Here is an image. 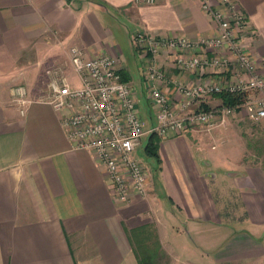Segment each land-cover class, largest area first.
<instances>
[{"label":"crops","instance_id":"0c3cea01","mask_svg":"<svg viewBox=\"0 0 264 264\" xmlns=\"http://www.w3.org/2000/svg\"><path fill=\"white\" fill-rule=\"evenodd\" d=\"M234 1L248 20L246 41L262 62L264 0ZM211 3L222 8L218 0ZM136 31L195 42L219 34L200 0H0V264H148L141 250L147 251L151 236L160 246L153 264H264V162L248 151V141L238 135L229 140L222 126L209 137L199 131L170 139L157 135L162 165L151 172L150 197L122 204L92 154L71 147L61 124L64 113L42 101L52 67H63L77 87L72 47L86 59L114 57L137 94L147 143L156 119L132 39ZM158 63L177 108L174 81L190 83L198 73L181 71L175 52H163ZM19 87L32 101L25 116L12 104ZM257 124L252 140L264 139V119ZM204 137L220 142L222 152L210 156L215 170L201 149ZM260 143L253 150L264 157ZM220 181L232 196L221 194ZM175 218L184 231L172 228ZM238 221L243 228L234 226ZM139 229L142 239L134 233Z\"/></svg>","mask_w":264,"mask_h":264},{"label":"built area","instance_id":"2783aa9c","mask_svg":"<svg viewBox=\"0 0 264 264\" xmlns=\"http://www.w3.org/2000/svg\"><path fill=\"white\" fill-rule=\"evenodd\" d=\"M137 1L145 5L156 2ZM200 1L217 26V37L195 42L153 37L140 31L132 35L144 62L146 99L156 119L148 133H156L161 139L201 132L202 128L211 132L216 122L217 126L224 125L236 114H245L254 122L264 119V60L254 57L246 41L250 30L247 17L234 0H218L222 8L214 7L211 0ZM165 51L175 52V63L181 71L198 73L196 81H174L180 95L177 108L171 106L165 71L158 63ZM69 58L80 86L70 85L63 67H52L47 70L50 79L42 101L64 113L61 124L71 147L92 154L117 202L128 204L136 196L148 198L150 175L135 156L147 132L137 94L123 80L119 61L110 56L86 59L78 47L70 49ZM207 73L217 77L206 79ZM221 93H242L247 98L233 106L189 110L207 96ZM31 103L24 88L15 89L12 104L22 116Z\"/></svg>","mask_w":264,"mask_h":264},{"label":"rangeland","instance_id":"374dc122","mask_svg":"<svg viewBox=\"0 0 264 264\" xmlns=\"http://www.w3.org/2000/svg\"><path fill=\"white\" fill-rule=\"evenodd\" d=\"M73 80H74L75 86H79V81L77 80V78H74ZM208 101H210V103H211V104H209L211 106V108H216L218 106H221V102L219 100L210 98V99H208ZM150 108H152L151 105H150ZM198 108H199V105L195 104V105L192 106V109H190V111L197 110ZM142 113L146 117V112L142 111ZM218 124H219L218 122H216L214 124V126L211 129V132H203L202 131L203 128H202L201 132L199 134L203 135L205 137L212 136L214 134L215 129L218 127L217 126ZM220 126L226 128V132H230V134H228L229 137H230V138H228L229 140L230 139L234 140L235 139V135L236 136L238 135L239 138L242 139V141L245 144L248 141V143L250 145V149H248V151H250L252 149V151H250V152L251 153L253 152V154H255L254 155L255 157H258L259 159L261 158V160H263V162H264V157L261 154L257 153L256 150H253V148H260V144H261L260 142H261V140H264V139H261L260 135H257L255 140L250 139L251 138V136H250L251 133H253L252 136H254L256 133L259 132V130H258L259 128H258L257 122H253V121L249 120L246 117L245 114H236L234 116H230L227 119L226 123L224 125H220ZM232 133L234 134L233 136H232ZM205 137H204L203 140H201V142H202L201 149H203L205 151V153L208 154V156H209V158L211 160L210 162H212L211 169L215 170V169H217L216 163L213 162V160L211 159L210 156L211 155H218L220 150L222 152V148H221L219 140L218 141L216 139L215 140H213V139L208 140ZM142 141H144V140H142ZM145 144H146V141H144L143 147L145 146ZM237 144H239L238 141L236 142V145ZM213 147H215V148H213ZM244 149H246V148H244ZM256 153L259 154V156ZM135 156H136V158L138 160L143 162L144 166L146 167V169L149 172V175H151V172L153 171V168L156 167V165H157V162L155 161V159L147 157L146 154H144V151L140 152V150H138V152L135 153ZM161 165H162V163H160L159 168H160ZM218 189H219V191L221 192L222 195H230V196H232V189L226 187L225 184L222 181L219 182ZM149 197H150V194H149ZM179 217H180V215H179ZM169 222L170 221H167V224ZM236 224L237 225H234V224L233 225L236 226L237 228H243L244 227V223H241L239 221L236 222ZM170 226L172 227V222H170ZM172 228L184 231V225H182L181 219L175 218ZM195 239L197 240V237H195Z\"/></svg>","mask_w":264,"mask_h":264},{"label":"trees","instance_id":"16d2710c","mask_svg":"<svg viewBox=\"0 0 264 264\" xmlns=\"http://www.w3.org/2000/svg\"><path fill=\"white\" fill-rule=\"evenodd\" d=\"M121 74L123 80L127 81V79L123 76L122 72ZM212 98H217L223 105L233 106L246 99L247 95L242 93H221L218 95H214ZM210 108L211 106L206 103H203L201 106V109L203 110H208ZM148 137L149 138L147 140V143L145 144L143 151L147 157L155 159V161L157 162L156 170H159V165L161 163V159L159 156L160 138L157 136L156 133H150ZM141 231L142 229H139L137 231H134V233L142 239L143 236L141 235ZM149 240L151 241V245L149 246V248H147V251L143 252V249L141 250V253H143L142 260L148 264H153L154 260L158 258V255L160 254V246H158V242H154L153 236H151Z\"/></svg>","mask_w":264,"mask_h":264}]
</instances>
